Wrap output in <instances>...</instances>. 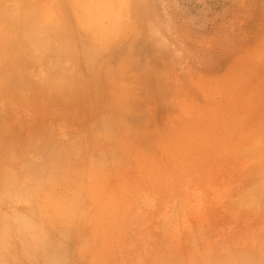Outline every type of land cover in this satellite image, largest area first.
Returning a JSON list of instances; mask_svg holds the SVG:
<instances>
[{
	"label": "rangeland",
	"instance_id": "374dc122",
	"mask_svg": "<svg viewBox=\"0 0 264 264\" xmlns=\"http://www.w3.org/2000/svg\"><path fill=\"white\" fill-rule=\"evenodd\" d=\"M28 1L0 8L45 7L53 44L66 27L77 49L56 88L44 48L18 52L0 25V75L28 78L0 76V185L48 174L0 203L5 217L39 220L60 264H264V0H82L80 15ZM13 253L5 264H32Z\"/></svg>",
	"mask_w": 264,
	"mask_h": 264
},
{
	"label": "bare ground",
	"instance_id": "6f19581e",
	"mask_svg": "<svg viewBox=\"0 0 264 264\" xmlns=\"http://www.w3.org/2000/svg\"><path fill=\"white\" fill-rule=\"evenodd\" d=\"M28 1V0H27ZM29 2V1H28ZM55 2V1H54ZM57 2V1H56ZM84 2V1H83ZM83 2H82V0H75V6H76V12L78 13V15H80L81 13V8H83ZM87 2V3H86ZM85 2V4L84 5H87L88 4V0ZM92 2V4L91 5H96V4H93L94 2H93V0L92 1H90L89 3H91ZM112 2H114V1H112ZM30 3H31V1H30ZM57 4V3H56ZM113 4V3H112ZM90 5V6H91ZM97 5H98V7H97V9L100 7V9L102 8H107V6L108 5H106V3L105 2H101L100 0H98V3H97ZM96 5V6H97ZM89 5L88 6H86L87 8L88 7H90ZM94 6H92V7H94ZM95 6V7H96ZM106 6V7H105ZM40 7V6H39ZM57 7V6H56ZM111 7V4H110V6L107 8L108 10H109V8ZM122 8V7H121ZM47 9V8H46ZM89 9H91V7L89 8ZM100 9H98V11H100ZM84 10H85V7H84ZM83 10V11H84ZM95 10H96V8H95ZM44 11H45V7H42V9L41 8H35V6H33L32 4H30V5H20V6H17V7H12V8H0V25H1V27H2V29L5 27H8V28H11L12 29V31L11 32H9L8 33V31L6 32V33H8V34H5V33H3L2 34V36H6V38H7V41L6 40H4V38H3V40L4 41H6L5 42V44H10V45H12V46H14L15 45V47H17L16 48V50L18 51L19 49H18V46H20L19 44L21 43V47H23V43L21 42V40L20 39H23V38H25L26 40H27V43L28 44H26V46L25 47H27V48H29V49H33V50H39V48L40 49H42V48H44V51L42 52L43 54H44V56H40V55H42V54H40V50H39V54H38V59H39V57H41V58H43V62L45 63V65L47 66V64H48V70L46 71V73H47V77H49L48 79L47 78H44V79H47V81H49V79H50V81H52L53 83L52 84H54L55 86H56V88H59V87H62V86H66L67 85V83L66 82H62V80H63V78H64V73H61V72H63L64 70H66V68H64V66H61V63L63 62V57H65V55H69L70 53H73L74 54V52H73V50H72V48L74 47V50L76 51V45L75 44H73L70 40H72V39H70L68 36H70V33L68 32V33H66L67 32V30H65V28L66 27H62L63 29V31L66 33H64V32H62V31H59V32H57V34L58 33H64L63 34V36L64 35H66V37L65 38H67V39H63V37H60V35H62V34H58V36H59V38H60V41H59V39L57 40L58 41V43L60 44V45H58V44H53L54 42H53V37H52V31H50V29L52 28V26L50 25L49 26V24L47 23V19H46V16L48 15V14H46V16H45V13H44ZM91 11H93V9L91 10ZM104 11V10H103ZM112 11V10H111ZM123 11V10H122ZM43 13H44V17H43ZM91 13V12H90ZM94 13H96V12H93V14ZM104 13H106V11L104 12ZM103 13V14H104ZM103 14L102 13H96V15H94L92 18H91V21L90 20H88V19H86V23H88L87 25L84 23V22H82V23H84L85 24V26H89L90 25V23H92V24H94V22H99L100 23V21H101V19H102V17H103ZM118 15V14H117ZM123 15V14H122ZM128 15V14H127ZM91 16V15H90ZM122 17V16H121ZM126 17V16H125ZM81 18H82V16H81ZM115 18H117L116 16H115ZM120 18V17H119ZM118 18V19H119ZM117 19V20H118ZM121 19V18H120ZM123 21V20H122ZM107 22V21H106ZM110 22V21H109ZM115 23V25H116V22L114 21L113 22V24ZM119 23V20H118V22H117V24ZM48 24V25H47ZM98 24V23H97ZM60 25V24H59ZM62 25H64V24H62ZM62 25H60V26H62ZM106 25V24H105ZM111 25V24H110ZM119 25V24H118ZM118 25H116L117 27H118ZM53 26H55V25H53ZM103 26V25H102ZM56 27V26H55ZM110 27V26H109ZM112 27H115L114 25L112 26ZM8 28H6V29H8ZM56 28H58V29H60L61 27H58V25H57V27ZM53 29H54V27H53ZM67 29V28H66ZM120 29H121V27H120ZM84 30V29H83ZM108 30V29H107ZM113 30V29H112ZM111 29H110V33H111V31H112ZM114 30H118V29H114ZM4 31H6V30H4ZM10 31V30H9ZM55 31H58L57 29H55ZM54 31V34L56 33ZM120 31V30H119ZM92 32V31H91ZM101 32H102V30H101ZM100 32V33H101ZM119 33V32H118ZM57 34H55V35H57ZM67 34H68V36H67ZM108 34V33H107ZM113 34V33H112ZM116 34V33H115ZM20 36H23L22 38L20 37ZM99 36V35H98ZM109 36H110V34H109ZM108 36V37H109ZM71 37V36H70ZM103 37V36H102ZM105 37H107L106 35H105ZM70 40H69V39ZM72 38V37H71ZM106 39V38H105ZM108 39V38H107ZM24 40V39H23ZM65 40V41H64ZM18 41H19V44H18ZM25 41V40H24ZM55 41V40H54ZM70 41V42H69ZM100 41V40H99ZM114 41V40H113ZM4 43V42H3ZM26 43V42H25ZM66 43V44H65ZM72 43V44H71ZM3 44H0V46H2ZM26 48V49H27ZM76 48V49H75ZM105 49V48H104ZM22 50H24V47H23V49ZM21 50V51H22ZM46 50V51H45ZM8 51V50H7ZM6 51V52H7ZM10 51H11V49H10ZM29 51V50H28ZM27 51V52H28ZM19 52V51H18ZM38 52V51H37ZM30 54V53H29ZM89 54H91V53H89ZM34 56V55H33ZM72 56V55H71ZM71 56H69V57H71ZM35 58H36V56H35ZM45 58H48L49 59V63H47V61H45L44 59ZM72 58V57H71ZM70 58V59H71ZM37 59V58H36ZM37 59V60H38ZM73 59V58H72ZM65 60H68V57L65 59ZM47 63V64H46ZM65 62H63V64H64ZM71 63V62H70ZM58 64V65H57ZM35 65V64H34ZM49 65H51V66H49ZM58 66V68H57V66ZM69 65V64H68ZM67 65V66H68ZM71 65V69H73L72 68V64H70ZM69 65V66H70ZM76 65V64H75ZM56 66V67H55ZM64 68V69H62V68ZM7 68V67H6ZM43 68V67H42ZM57 68V69H56ZM55 69V70H54ZM60 69H62L61 71H60ZM70 69V70H71ZM1 72V71H0ZM5 72V71H4ZM4 72L3 73H1L2 74V78L4 77H6L5 78V80L7 79V77L8 78H12V80H14V81H23V84L24 85H27L28 84V78L26 77V76H23V75H21V73H20V71H18V70H16V71H12L11 73L10 72H6L5 74H4ZM12 73H15L16 75L15 76H12ZM46 73L44 74V76L46 77ZM76 73V72H75ZM41 78H43V77H41ZM8 80V79H7ZM40 80V79H39ZM9 81V80H8ZM13 81V82H14ZM42 81H45L46 82V80H42ZM11 82V81H10ZM44 82V83H45ZM43 83V82H42ZM65 83V84H64ZM11 84H13V83H11ZM47 84H48V86L49 85H51V83H48L47 82ZM15 86V85H14ZM46 86V85H45ZM52 86V85H51ZM58 86V87H57ZM30 88V87H29ZM47 88H51L52 89V87H47ZM54 88V87H53ZM16 89H17V87H16ZM20 89V88H19ZM32 89V88H31ZM18 90V89H17ZM33 90V89H32ZM22 91V90H21ZM20 93V92H19ZM21 94V93H20ZM3 98V97H2ZM6 100V99H5ZM6 102H7V100H6ZM3 106V105H2ZM2 109V108H1ZM2 113V112H1ZM2 115V114H1ZM4 115V114H3ZM0 118H1V116H0ZM2 119H0V121H1ZM2 122L3 121H1L0 122V124H2ZM50 140V139H49ZM47 141V140H46ZM45 141V142H46ZM65 141V140H64ZM41 142V141H40ZM50 141H48V143H49ZM67 141H65V143H66ZM30 143H31V141H30ZM57 143H58V141H57ZM68 144V143H67ZM67 144L65 145V147H69V145L70 144H68V146H67ZM46 146H47V144H45ZM44 145V146H45ZM53 145L54 144H52V148H53ZM63 146H64V144H63ZM42 147H43V145H42ZM65 147H63L62 148V150H64L65 149ZM28 148V147H27ZM40 148V147H39ZM55 148V147H54ZM13 149V148H12ZM42 150L41 151H43V153H44V151L46 150L45 149V147L44 148H41ZM43 149H45V150H43ZM59 149H60V147H59ZM38 151V153H40V150L39 149H37ZM53 150V149H52ZM55 150V149H54ZM51 151V150H50ZM50 151H48V152H50ZM36 152V151H35ZM37 152H36V154H37ZM62 151H58L57 150V152H56V155H58L59 153H61ZM42 153V154H43ZM58 153V154H57ZM65 153V152H64ZM64 153H61V154H64ZM49 155H54L53 154V152L52 153H48ZM55 155V156H56ZM68 153H66L65 155H62L63 157L65 156V158H64V160L66 159V158H68ZM53 157L54 159H56V158H58V159H61L60 158V156L61 155H58V157ZM67 156V157H66ZM43 157V156H42ZM46 157V156H45ZM44 157V158H45ZM51 156L50 157H48V159H50V161H52V160H54V159H51L52 158ZM47 158V157H46ZM47 159V160H48ZM63 159V158H62ZM61 159V160H62ZM42 160V159H41ZM44 160H46V159H44ZM44 160H42V161H44ZM61 160H57L56 159V161L57 162H60ZM64 160H63V162H64ZM67 160V159H66ZM68 161V160H67ZM9 162H11V161H9ZM32 162H34V161H32ZM32 162H31V164H32ZM47 162H49V161H47ZM63 162L61 161V164H63ZM35 163H36V161H35ZM46 163V162H45ZM65 164H64V166H65V168H66V164H68V162H64ZM30 164V163H29ZM49 164V163H48ZM60 164V163H59ZM33 165V164H32ZM31 165V166H32ZM46 166V165H45ZM49 166V165H48ZM51 166V165H50ZM68 166V165H67ZM47 167V166H46ZM10 168V167H9ZM27 168V167H26ZM33 169H31L29 172H32L31 174H35V175H33L34 176V180L37 178V177H39V179H40V183L42 182V183H44L47 179H48V177H47V175L45 176V174H46V172H44V170H43V168H41L40 167V165H34V167H32ZM49 169H54V168H50V167H48ZM58 168V167H57ZM68 168H69V166H68ZM5 169V168H4ZM2 170V169H1ZM6 170H8V169H6ZM50 170V171H51ZM60 170V169H59ZM63 170V169H62ZM65 170V169H64ZM67 170V169H66ZM69 170V169H68ZM4 171V170H3ZM35 173H34V172ZM54 171H55V169H54ZM91 171H94V169H92ZM7 173H9L8 171H6ZM67 171H65V173H66ZM7 173H6V178H4L3 176V178L5 179L4 181H3V183L0 185V190H1V192H0V203H2L4 200H9V201H12L11 199H13L16 195H17V197H19L20 195H24V194H29L30 192H32L33 191V189H31L30 187H34V186H37V181H39V180H33V184H30V185H24L25 183H27V182H25V183H23V185L24 186H19L16 182H15V180L14 179H12L11 178V176L8 174L7 175ZM11 173V172H10ZM37 173V174H36ZM45 173V174H44ZM52 173H53V171H52ZM64 173V174H65ZM88 174H89V176H90V173L89 172H87ZM1 174H4V172L2 173L1 172ZM58 175V172L57 173H55V175ZM5 175V174H4ZM13 175V174H12ZM28 175H29V173H28ZM56 175V176H57ZM61 176L63 175L62 173L60 174ZM25 176V175H24ZM35 176H37L36 178H35ZM45 176V177H44ZM13 177V176H12ZM31 177H32V175H31ZM44 177V178H43ZM53 177V176H52ZM25 178V177H24ZM30 178V177H29ZM33 178V177H32ZM56 178V177H55ZM26 179V178H25ZM38 179V178H37ZM1 180H2V178H1ZM30 181H31V178H30ZM44 181V182H43ZM48 181V180H47ZM47 181H46V183H47ZM53 181V180H52ZM32 183V182H31ZM51 183V182H50ZM261 183V182H260ZM27 184H29V183H27ZM45 184V183H44ZM48 184V183H47ZM256 185V184H255ZM260 186H261V184H260ZM259 187V186H258ZM38 188V187H37ZM48 191H50V190H48ZM56 191V190H55ZM33 193H35V191L33 192ZM30 195V197L32 196L31 195V193L29 194ZM27 196V195H26ZM46 196V195H45ZM50 196V195H49ZM53 196V195H52ZM52 198H54L55 199V197H52ZM47 199V198H46ZM80 202V201H79ZM75 203V202H74ZM16 204V203H15ZM65 205V204H64ZM77 205V204H76ZM0 206H2V204H0ZM56 207L58 206V205H55ZM54 206V207H55ZM60 206V205H59ZM74 207V206H73ZM77 207V206H76ZM75 207V208H76ZM1 208V207H0ZM14 208V207H13ZM68 208V207H67ZM77 209V208H76ZM43 210V209H42ZM70 210H71V207H70ZM6 211V210H5ZM74 211V210H73ZM77 211V210H76ZM76 211H74V212H76ZM33 212H35V211H33ZM46 212V211H45ZM73 212V213H74ZM10 213V212H9ZM8 212H7V215L9 214ZM22 213V212H21ZM70 213V212H69ZM72 213V214H73ZM85 213V212H84ZM11 214H12V212H11ZM36 214H37V212H36ZM49 214V213H48ZM68 214V213H67ZM66 214V216L67 217H69L68 215ZM35 215V214H34ZM43 215V214H42ZM62 215H63V213H62ZM65 215V214H64ZM63 215V216H64ZM10 215H8V217H9ZM48 216V215H47ZM66 216H65V218H66ZM75 216V215H74ZM71 217H73V216H71ZM63 220V219H62ZM31 221V220H30ZM65 221H67V220H65ZM24 222H26V223H24ZM29 222V218L27 219L26 218V216L25 215H21V214H16L15 216L13 215L12 217H10V218H8L7 219V217H5V213L3 214L2 213V211L0 210V264H5L4 262H5V260H4V258H7L8 256H11V254H12V256L13 255H16V254H14L13 252H14V248H16L17 247V249L19 248V251H21L22 252V254L24 255V257L27 259V260H29L32 264H60V261L62 260V258L63 257H61V260L59 261V263H58V260L60 259V258H58V256H59V247H58V245H59V242L58 241H55V240H57V239H55V240H52V238L49 236L50 234L49 233H47V232H49L48 230H46V228L44 227V225H43V227H42V223H41V226H40V224H39V227H38V225H37V222H39V220L38 221H36V224H35V221H31V222H29L30 224L28 225L27 223ZM63 222V221H62ZM48 223V222H47ZM46 223V224H47ZM67 224V223H66ZM74 224V223H73ZM49 225H50V222H49ZM52 225V224H51ZM50 225V226H51ZM53 227H54V225H53ZM62 228V227H61ZM20 239H18L20 242H18V245H16L15 246V244H14V247H13V245L11 246L12 248H13V250H10L11 249V247H10V244L8 245V243H10L9 242V240L11 239V241L13 240L14 242H15V238H17V237ZM66 236V235H65ZM65 238V237H64ZM64 238H62V239H64ZM59 239V238H58ZM17 240V241H18ZM63 241H61L60 242V245H61V243H62ZM65 243V242H64ZM13 244V243H12ZM59 245V246H60ZM62 245H64V244H62ZM8 246V247H7ZM9 247H10V249H9ZM64 247V246H63ZM61 248V247H60ZM62 251V250H61ZM60 251V252H61ZM16 253V252H15ZM22 256V255H21ZM21 259V258H20ZM7 260V259H6ZM65 259L63 258V260H62V262L64 261ZM7 264V263H6ZM8 264H11V263H9L8 262Z\"/></svg>",
	"mask_w": 264,
	"mask_h": 264
}]
</instances>
